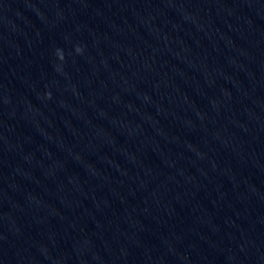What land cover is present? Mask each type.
Listing matches in <instances>:
<instances>
[{
	"label": "water",
	"instance_id": "95a60500",
	"mask_svg": "<svg viewBox=\"0 0 264 264\" xmlns=\"http://www.w3.org/2000/svg\"><path fill=\"white\" fill-rule=\"evenodd\" d=\"M0 264H264V0H0Z\"/></svg>",
	"mask_w": 264,
	"mask_h": 264
},
{
	"label": "clouds",
	"instance_id": "9594fccd",
	"mask_svg": "<svg viewBox=\"0 0 264 264\" xmlns=\"http://www.w3.org/2000/svg\"><path fill=\"white\" fill-rule=\"evenodd\" d=\"M75 51L77 52V53H82L83 52V48L81 47V46H77L76 47V49H75ZM56 55H57V57L62 61V60H64V52H63V50L62 49H57L56 50ZM47 97L48 98H51V92H48L47 94Z\"/></svg>",
	"mask_w": 264,
	"mask_h": 264
}]
</instances>
